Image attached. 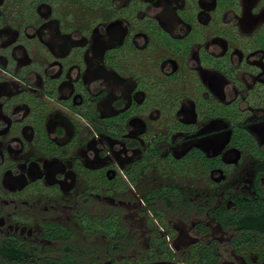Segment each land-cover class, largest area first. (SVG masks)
I'll use <instances>...</instances> for the list:
<instances>
[{"label":"flooded vegetation","instance_id":"af4514ba","mask_svg":"<svg viewBox=\"0 0 264 264\" xmlns=\"http://www.w3.org/2000/svg\"><path fill=\"white\" fill-rule=\"evenodd\" d=\"M244 153V188L195 206L216 241L153 228L133 256L119 214L82 212L119 193L186 209L139 183L193 163L220 184ZM263 181L264 0H0V264H264V228L233 221L264 210Z\"/></svg>","mask_w":264,"mask_h":264},{"label":"rangeland","instance_id":"374dc122","mask_svg":"<svg viewBox=\"0 0 264 264\" xmlns=\"http://www.w3.org/2000/svg\"><path fill=\"white\" fill-rule=\"evenodd\" d=\"M218 131L220 130L218 129ZM262 139L263 138L261 137V139L259 140ZM192 143H200L203 146H208V144H210L209 140L197 138L194 140H181L175 144V153H179L185 150ZM119 149L120 147L118 145L114 147V150L116 152H118ZM232 158H234V156L229 155L227 160H230ZM252 165V159L244 153L243 161H241V163H239L238 165L231 167V173L227 175L226 180L220 184H217L215 182L219 177L218 174H215L213 178H210L208 174H205L202 169H199L198 167H196V164L193 163L189 165L188 172L184 174L182 173L176 175L175 172H173V170H171L170 168H164L165 171H167L163 173L164 177H161V175L157 172H152L148 173V177L143 180L142 183H139L138 187L143 192L153 189V187L159 186V183L169 185L176 184V186L180 187V189L183 191L184 198L186 199L188 205L186 209L180 208L179 206L175 208V205H166L165 202L154 203L151 207L148 208V206L142 205L138 201V198L131 195L119 193L117 197H113L114 200H112V202L107 200L104 202L99 201L98 203H88V207L83 208L82 212L94 216L96 215L95 217L99 220L107 218L106 215H109L110 213L119 214V219L121 221L120 226L124 230V234L126 233V245H129V243H134L133 246L131 245V251L129 252L133 256L137 254V248L142 250L146 248L148 244L147 240L149 239V235L151 234L150 229L153 228L158 231L163 228L165 230L164 233L168 234L170 237V244H173L175 242H173L171 237L176 235L174 229H180L182 231V234H186L187 231L192 228L194 229V227L195 229H198L196 225L201 223L210 228V231H208L209 233L206 237H204V240L206 242L216 241V237H218V233L216 230L217 227L211 222L208 216H205L206 214L204 215V212H199L198 208H196L195 206L203 205L205 204V202H212V204H210L209 206L210 208L215 205H219L224 201L222 198H224V195L226 193L227 185H231L234 188H244V184L242 182L244 175L243 171L250 170L251 168L249 167H251ZM236 173L238 175H242L240 179L241 182L239 181V177L236 175ZM262 185L264 187V181ZM136 192L138 193V190H136ZM147 209H150V211H148ZM221 234L224 233H220V236L224 239V241L221 242V244H219L218 242V249H220V251L225 256H228V254L231 253L232 248L229 247V242L227 243L226 240L229 238L231 233H227L224 236ZM184 237L185 236L182 235L181 239H183ZM79 238L83 241L82 237ZM100 238L101 237H99V239ZM99 239L97 240V242H102ZM176 244H178V246H183V244L188 245L187 241H185V243L176 242ZM126 245L119 244V246L121 247H125ZM226 249L229 251H226ZM177 257H179V259L181 258L179 254L177 255Z\"/></svg>","mask_w":264,"mask_h":264},{"label":"trees","instance_id":"16d2710c","mask_svg":"<svg viewBox=\"0 0 264 264\" xmlns=\"http://www.w3.org/2000/svg\"><path fill=\"white\" fill-rule=\"evenodd\" d=\"M173 194H175V192H172ZM239 213H241V218L236 221L235 219H233L234 223L237 224L238 222V226L240 227H252L255 226L257 224H259V226L262 228H264V210L261 209L260 211H257L255 203H253L252 205H249L248 207L246 206L245 208L243 207H239ZM250 212V215H249ZM256 212L258 213V215H256ZM226 223H230L232 224V221H229L228 218H226ZM109 225H107L108 227Z\"/></svg>","mask_w":264,"mask_h":264}]
</instances>
